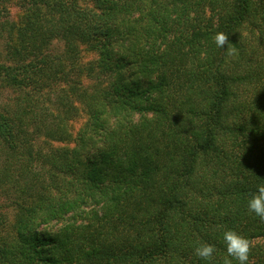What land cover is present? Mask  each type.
I'll list each match as a JSON object with an SVG mask.
<instances>
[{
	"label": "trees",
	"instance_id": "1",
	"mask_svg": "<svg viewBox=\"0 0 264 264\" xmlns=\"http://www.w3.org/2000/svg\"><path fill=\"white\" fill-rule=\"evenodd\" d=\"M258 185L264 0H0V264H264Z\"/></svg>",
	"mask_w": 264,
	"mask_h": 264
},
{
	"label": "clouds",
	"instance_id": "2",
	"mask_svg": "<svg viewBox=\"0 0 264 264\" xmlns=\"http://www.w3.org/2000/svg\"><path fill=\"white\" fill-rule=\"evenodd\" d=\"M214 43L217 48L226 50V56L231 57L236 54V49L232 43L229 42V36L223 32H217L214 36ZM249 213L259 217L264 221V185H258L256 192H254L247 203ZM223 241L226 248L227 257L224 264H232V260H236L239 264H248L249 254L252 249V244L249 239L240 235L234 230H226L223 233ZM215 248L211 244H201L194 248V255L200 260L211 262L213 259Z\"/></svg>",
	"mask_w": 264,
	"mask_h": 264
},
{
	"label": "rangeland",
	"instance_id": "3",
	"mask_svg": "<svg viewBox=\"0 0 264 264\" xmlns=\"http://www.w3.org/2000/svg\"><path fill=\"white\" fill-rule=\"evenodd\" d=\"M10 11H11L12 15L15 14L17 12V7L12 5L11 8H10ZM92 56H93L92 54H88V55H86V58H91ZM85 119L86 118L83 115V116H77V117L73 118L72 121H70V127H71V130H72L73 134H75L77 129H78V127L81 126L84 123ZM57 144H58V142H57ZM7 213L9 214V218H8V222L7 223L10 224V223H12L11 210H8ZM55 226H57V225L55 224ZM6 229H10V226H8V227L5 226L4 231Z\"/></svg>",
	"mask_w": 264,
	"mask_h": 264
}]
</instances>
